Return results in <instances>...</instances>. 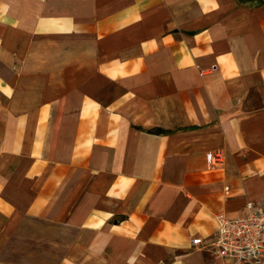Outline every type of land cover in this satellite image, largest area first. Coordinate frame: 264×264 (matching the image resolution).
Returning a JSON list of instances; mask_svg holds the SVG:
<instances>
[{
    "label": "crops",
    "instance_id": "crops-1",
    "mask_svg": "<svg viewBox=\"0 0 264 264\" xmlns=\"http://www.w3.org/2000/svg\"><path fill=\"white\" fill-rule=\"evenodd\" d=\"M248 201L264 0H0V264H227Z\"/></svg>",
    "mask_w": 264,
    "mask_h": 264
},
{
    "label": "built area",
    "instance_id": "built-area-1",
    "mask_svg": "<svg viewBox=\"0 0 264 264\" xmlns=\"http://www.w3.org/2000/svg\"><path fill=\"white\" fill-rule=\"evenodd\" d=\"M222 158L220 151L210 155L216 167H220ZM215 228L208 241L200 236L192 237L191 244L207 246L227 264H259L264 260V203L248 201L246 212L233 217L219 214Z\"/></svg>",
    "mask_w": 264,
    "mask_h": 264
}]
</instances>
